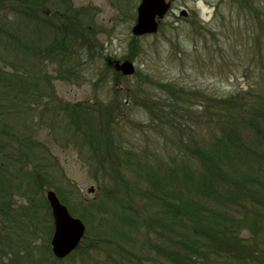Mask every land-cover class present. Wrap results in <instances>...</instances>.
<instances>
[{
	"label": "trees",
	"instance_id": "16d2710c",
	"mask_svg": "<svg viewBox=\"0 0 264 264\" xmlns=\"http://www.w3.org/2000/svg\"><path fill=\"white\" fill-rule=\"evenodd\" d=\"M64 1L0 0V64L3 65H0V264H14L20 257V248L8 243L17 211L10 200L20 172L24 171L38 187L44 184L48 189L53 188L47 178L51 175L32 150L46 144L21 142L17 135L7 130L6 123L7 113H23L24 107L50 97L52 91L46 89L51 85L50 79L68 82L75 75L78 63L73 50L82 45L88 35L83 30L82 9L76 11L68 4L67 14L62 13ZM39 23L46 28V37L39 31ZM91 28H94L92 23ZM49 32L53 34L51 42ZM263 34L264 28H261L254 43L257 44ZM40 46L44 47L43 58L56 66L54 78L46 75V79H39L34 69L30 71L28 66L8 59L14 54L19 57L37 54ZM261 50L257 60L260 67L257 82L262 87H249L242 94L237 92L215 100L212 102L216 104L215 110L207 105L200 107L203 111H193L184 98L176 100L179 96H170L171 93L166 111L164 101L155 111L149 106V98L134 100L159 122L162 113L168 114L166 131L171 134L167 137L170 144L163 151L169 155L166 159L159 155L155 146L161 145L164 149L166 144H160L155 138L152 141L153 144L156 141L155 149L144 141L139 155L132 153L135 152L132 143L128 146L119 143L120 136L114 131L124 110L118 97L105 107L95 103L96 107L87 109L55 102L57 108L53 110L58 109L64 119V114H68L74 126L67 134L72 140L71 146L79 153L87 150V160L93 159L101 171L105 169L103 164L108 162V169L117 170L121 166L126 173L133 172L134 178L142 181L141 189L131 190L141 201L142 214L146 216L141 217L137 209L127 205L122 210L124 214L118 216L120 221L116 222L121 228H128L127 235L139 230L144 232L146 240L140 243V249L145 256L135 247L127 250L106 239L101 240L106 245H100L106 254L102 264H264V42ZM100 54L104 67L111 69L110 61L116 60H109L103 52ZM114 72L121 81L128 77ZM203 100L208 103L207 97ZM43 103L46 105V100ZM51 104L53 101L48 105ZM135 126L138 128V125L132 127ZM156 130L162 138V129ZM125 175L118 176L120 186L125 182ZM100 176L93 175L92 178L97 191L101 190L108 198L110 192L101 185ZM126 183L136 184L132 179ZM43 198V209L48 218L43 219L48 229L46 252L55 263L57 260L51 256L49 248L53 229L50 207L45 196ZM57 199L64 203L61 195L57 194ZM99 199L102 200L97 196L96 202ZM8 227L10 232H7ZM241 229L247 235H243ZM120 234L123 235L122 231ZM87 239L88 231L75 251L82 249V243ZM139 241V238L132 240L133 244ZM90 248L94 251L99 247L91 242ZM26 252L24 249L23 253ZM74 254L66 258L72 259ZM38 264L42 263L39 261Z\"/></svg>",
	"mask_w": 264,
	"mask_h": 264
},
{
	"label": "rangeland",
	"instance_id": "374dc122",
	"mask_svg": "<svg viewBox=\"0 0 264 264\" xmlns=\"http://www.w3.org/2000/svg\"><path fill=\"white\" fill-rule=\"evenodd\" d=\"M166 1L172 3V12L166 14L155 34L139 38L132 37L131 30L140 0H66L65 4H61L62 13H66L68 4L76 11L82 9L83 30L88 35L84 39L86 41L73 50L76 53L75 62L78 63L75 75L68 82L50 79L51 85L46 88L49 92L52 91L50 97L43 98L31 107H24L23 113H7V130L17 135L21 142L46 144L45 147L32 150L34 156L39 157L41 164L46 166L51 175L47 178L53 186L49 189L44 184L36 186L25 176L24 171L20 172L17 178L19 181L13 185L14 193L10 201L17 211L8 243L20 248V257L14 260V264H38L39 261L42 264H102L106 254L100 245H106L103 242L106 239L127 250L135 247L139 253L143 252L140 243L146 240L144 232L139 230L127 235L128 228H121L116 222L120 221L118 216L124 214L122 210L127 205L137 209L141 217L146 216L142 214L141 201L131 190L141 189V179L134 178L136 174L133 172L126 173V169L121 166L117 170L108 169V162L103 164L105 169L101 171L93 159L87 160V150L79 153L76 147L71 146L72 140L68 139L67 134L74 126L71 125L68 114H64V119L58 109L53 110L57 108L54 106L55 102H61V106L78 105L87 109L96 107L97 103L105 107L118 97L117 101L124 110L123 117L121 116V121L116 126L117 133L114 131V134L120 136L119 143L124 146L132 143L135 147V152L132 153L139 155L144 141H147L148 145L153 146V150L157 146L159 155L166 159L169 155L163 151L170 144L167 137L171 134L166 131L169 127L166 124L169 121L168 114L162 113L159 122L152 119L148 111L140 108L134 100L139 97L149 98V106L155 111L164 101L166 111L169 107L168 94L171 93L170 96H179L176 100L184 98L193 111H203L200 107L207 105L215 110L216 104L212 103L215 100L237 92L242 94L249 87H262L257 82L260 70L257 60L262 51L264 34L257 44L254 40L261 28H264V0ZM181 12H185L186 17L180 15ZM38 29L46 37V28L42 23L38 24ZM52 38L53 34L49 32L50 42ZM43 49L40 46L37 54H22L21 57L14 54V57L9 56L8 59L16 60L24 67L28 66L30 71L31 68L34 69L38 72L39 79H46V75L54 78L56 66L43 58ZM102 52L109 60H116L115 63L130 58L129 62L134 66L133 75L123 81L116 78L113 61H110L112 68L106 69L100 54ZM4 69L7 70L8 66L5 65ZM205 97L208 103L203 100ZM45 100L46 105L43 103ZM51 101L53 104L48 105ZM200 124L201 122L197 123L202 128ZM133 125H138V128L132 127ZM158 128L162 129V138L158 135ZM154 138L160 144L165 143V148L160 147L161 145L154 146ZM144 167V171H147L146 166ZM121 172L126 174L125 182H121L122 186L118 177L123 174ZM93 175H101V185L110 192L108 198L102 195L101 190L97 191ZM131 179L136 183L134 186L126 183ZM48 191L56 196L61 195L64 200L61 204L66 209L71 207L68 211L71 209L72 212L69 213L83 222L85 235L88 231V239L82 243L83 248L74 251L72 259L65 258L55 263H52L46 252L48 229L47 222L43 221L47 218L43 209V196L46 198ZM97 196L102 200L96 202ZM7 230L10 232L9 227ZM51 230L52 236L53 229ZM121 231L123 235L120 236ZM242 234L247 235L244 231ZM133 238L140 239L138 244H133ZM98 240L99 244L96 243ZM91 242L99 247L98 250L89 249ZM49 248L51 250L50 240ZM24 249L27 254L23 253ZM51 256L53 257L52 253Z\"/></svg>",
	"mask_w": 264,
	"mask_h": 264
},
{
	"label": "water",
	"instance_id": "95a60500",
	"mask_svg": "<svg viewBox=\"0 0 264 264\" xmlns=\"http://www.w3.org/2000/svg\"><path fill=\"white\" fill-rule=\"evenodd\" d=\"M169 4L165 0H140L131 35L133 37H145V35L155 34L158 30L159 21L163 19L170 8ZM180 15L186 16L185 12H181ZM115 70L125 77L132 76L134 66L129 61L121 64L115 63ZM90 191L92 192V189ZM46 200L50 207L49 210H51L53 222L50 251L55 259L62 260L79 246L85 236V225L80 219H76L69 213L52 191L46 193Z\"/></svg>",
	"mask_w": 264,
	"mask_h": 264
},
{
	"label": "flooded vegetation",
	"instance_id": "af4514ba",
	"mask_svg": "<svg viewBox=\"0 0 264 264\" xmlns=\"http://www.w3.org/2000/svg\"><path fill=\"white\" fill-rule=\"evenodd\" d=\"M169 3H170V4H169V5H170V9H169L168 13L172 12V8H171V7H172V5H171L172 3H171V2H169ZM165 15H166V14H165ZM165 17H166V16H165ZM185 17H186V16H185Z\"/></svg>",
	"mask_w": 264,
	"mask_h": 264
},
{
	"label": "bare ground",
	"instance_id": "6f19581e",
	"mask_svg": "<svg viewBox=\"0 0 264 264\" xmlns=\"http://www.w3.org/2000/svg\"><path fill=\"white\" fill-rule=\"evenodd\" d=\"M122 62H125V61H121L119 64H121ZM112 64V63H111ZM113 65H114V68H115V61H113ZM116 72H119V71H116ZM120 73V72H119ZM121 74V73H120Z\"/></svg>",
	"mask_w": 264,
	"mask_h": 264
}]
</instances>
